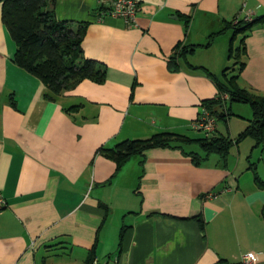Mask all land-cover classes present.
Returning <instances> with one entry per match:
<instances>
[{
    "label": "crops",
    "instance_id": "obj_1",
    "mask_svg": "<svg viewBox=\"0 0 264 264\" xmlns=\"http://www.w3.org/2000/svg\"><path fill=\"white\" fill-rule=\"evenodd\" d=\"M113 1L55 3L58 20L87 23L84 53L107 76L49 98L14 62L0 0V264H87L94 247L100 264H241L250 251L264 264V177L251 154L225 161L193 141L118 169L104 150L162 132L213 134L192 128L220 95L206 70L223 79L231 41L246 35L233 24L263 15L264 0H137L131 26L108 13ZM248 33L238 84L264 95V24ZM234 103L221 119L232 138L253 118Z\"/></svg>",
    "mask_w": 264,
    "mask_h": 264
},
{
    "label": "trees",
    "instance_id": "obj_2",
    "mask_svg": "<svg viewBox=\"0 0 264 264\" xmlns=\"http://www.w3.org/2000/svg\"><path fill=\"white\" fill-rule=\"evenodd\" d=\"M1 1L3 22L17 45L14 62L47 85L51 91L49 98L73 89L85 79L97 83L106 80V71L99 68L95 59L87 57L84 53L83 40L87 23L58 20L54 9L57 0ZM258 24H264V14L250 21L240 20L233 24L235 33L242 32L246 35L241 40V45L234 46V40L231 41L229 58L234 63L223 70L222 80L206 70L215 80L220 95L204 100L203 105L216 115L217 121L226 116L224 111L228 102L248 103L253 109V118L238 137L234 140L229 135L216 134L213 131V134L198 139L171 132L158 133L148 139H127L113 148L104 149L105 153L115 160L118 169L133 156H144V152L150 148H176L196 141L201 145L206 156L218 153L227 161L231 148L247 137L254 138L257 144H264V95L242 88L238 84L239 74L246 64L243 59L246 50L244 40L248 32ZM230 27H232L230 23H227L226 28ZM215 35H211L207 46L212 44ZM193 50L194 48L190 52ZM186 52L184 50L182 55ZM224 94H228V101L223 97ZM191 154L195 161L197 160V164L206 157ZM255 180L264 188V180L258 174L255 175ZM95 255L94 247L87 264H91Z\"/></svg>",
    "mask_w": 264,
    "mask_h": 264
},
{
    "label": "built area",
    "instance_id": "obj_3",
    "mask_svg": "<svg viewBox=\"0 0 264 264\" xmlns=\"http://www.w3.org/2000/svg\"><path fill=\"white\" fill-rule=\"evenodd\" d=\"M139 10L137 0H114L110 6L108 13L113 17L122 18L128 26L136 23V18ZM192 128L196 130L212 133L217 128V117L203 105L197 119L192 123ZM207 196H212L208 194ZM7 206V201L4 195L0 192V214ZM91 264H100L94 259ZM241 264H257V255L254 251L247 252L243 255Z\"/></svg>",
    "mask_w": 264,
    "mask_h": 264
},
{
    "label": "rangeland",
    "instance_id": "obj_4",
    "mask_svg": "<svg viewBox=\"0 0 264 264\" xmlns=\"http://www.w3.org/2000/svg\"><path fill=\"white\" fill-rule=\"evenodd\" d=\"M233 64V60L231 59V65ZM224 98L228 97V94H224L223 95ZM239 105H246V107L251 108V106L249 104H240V103H234L233 104V108L235 111L239 110L238 107H240ZM242 107V106H241ZM252 111V110H251ZM216 116V115H215ZM217 124L219 126L220 130H223L222 132L227 135V124L219 119L217 121ZM235 128H237L235 126ZM237 130V129H236ZM234 130L235 134H237L234 138L236 139L238 137V135L240 134L238 131ZM237 132V133H236ZM201 132H194V135L198 136L201 135ZM230 136V135H229ZM232 138V137H231ZM233 138V139H234ZM256 140L252 137H247L246 139L242 140L241 142L238 143V145H240V147H236V145H234L231 150L230 153L228 155V160L230 159V161H239V159L242 160V162L244 161L246 163V159H243V156L245 157L246 154L249 155L251 154V158H252V162L257 163L258 166V172L261 174V176L264 177V153L262 152V148L264 147V144L261 143L260 146H258L257 148H252L253 145H255ZM193 148H197V146H193ZM252 149V150H251ZM241 153V154H240ZM263 154V155H262ZM241 164V163H240Z\"/></svg>",
    "mask_w": 264,
    "mask_h": 264
},
{
    "label": "water",
    "instance_id": "obj_5",
    "mask_svg": "<svg viewBox=\"0 0 264 264\" xmlns=\"http://www.w3.org/2000/svg\"><path fill=\"white\" fill-rule=\"evenodd\" d=\"M221 264H228V263H221Z\"/></svg>",
    "mask_w": 264,
    "mask_h": 264
}]
</instances>
